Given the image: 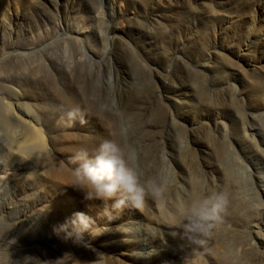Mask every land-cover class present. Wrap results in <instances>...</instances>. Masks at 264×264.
Wrapping results in <instances>:
<instances>
[{
	"label": "rangeland",
	"instance_id": "1",
	"mask_svg": "<svg viewBox=\"0 0 264 264\" xmlns=\"http://www.w3.org/2000/svg\"><path fill=\"white\" fill-rule=\"evenodd\" d=\"M97 10L105 11V15L114 10L119 15L117 21H122L120 28L110 33L113 44L101 40ZM154 25L159 27L156 33L147 34L144 27ZM64 29L86 31L79 37L93 39L100 55L115 48L118 60L114 53L109 61L91 65L80 60L79 50L68 72L47 68L45 59L35 62L40 58V47L64 41L58 36ZM13 49L25 55L22 53V66L18 67L22 71L16 70L11 81L26 93V101L32 103L40 119L51 149L49 163L58 173L63 169L61 178L48 174L44 181L26 183V202L34 196L35 183L42 187L32 201L35 206L49 195L48 191L64 200L62 220L48 227L38 216L31 222L30 238H44V242L52 238L60 247L71 240L67 249L70 264H158L166 260L163 254L169 256V264H264V256L254 248L261 239L247 234L257 228L232 220L231 203L205 246L187 244L186 249L175 251L172 238L160 230L168 231V227L156 222L163 216L177 220L182 207L173 208L172 201L177 194L183 201L190 192L193 201L229 189L236 197L229 196L238 202L240 198L250 199V203L248 199L240 202L250 216L255 212L252 183L258 189L264 187L259 179L264 174L259 168L264 166V158L253 152L251 143L238 139L243 121H250L251 113H264V0H0V67L4 70L12 65L9 55ZM176 61L180 63L179 73L190 72L182 87L174 75L173 81H163ZM111 63L119 69L120 84ZM252 78L257 82L250 86L253 96L249 99L245 83ZM235 89L244 90L238 94L240 99ZM76 105L85 113L84 123L77 120L70 124L65 113ZM171 117L174 122H170ZM219 122L234 127V136L226 141L239 157L234 160L235 188L223 174L210 170L207 145L191 139L194 136L189 131L197 125L203 139L223 141L225 125ZM121 127L128 129L127 136H121ZM105 139L136 147L142 183L157 175L168 178L159 202L149 197L142 210H117L112 207L114 201L86 200L70 186L74 165L69 160L73 154L80 148L92 152ZM256 139L264 149V131H259ZM3 153L4 147L0 148V163H5ZM246 163H250L252 174ZM19 205L21 212L33 207ZM78 213L91 218L87 230L76 224ZM83 238L89 242L86 249L78 243Z\"/></svg>",
	"mask_w": 264,
	"mask_h": 264
},
{
	"label": "bare ground",
	"instance_id": "2",
	"mask_svg": "<svg viewBox=\"0 0 264 264\" xmlns=\"http://www.w3.org/2000/svg\"><path fill=\"white\" fill-rule=\"evenodd\" d=\"M104 12L105 11L102 10L96 11V17L99 21L97 31L102 38L101 40L105 41V44L107 41H110L113 44L114 35L110 36V33L120 28L119 24H122V21H117L119 15H117L114 10L107 13L109 18L104 17L107 16ZM103 22H105V25ZM100 23L103 25L101 24V26ZM158 28V25H154L153 27L146 26L144 27V30L147 34L154 35L157 31L156 29ZM84 33H86L84 30H75L74 32H68L65 29L62 30L58 36H62L64 41L54 44L45 43L46 45L40 47V58H37L35 62L40 63V60L45 59L47 61V68H52V70L54 68H59V70L62 69L65 70V72H68V70H71L73 67L71 63H73L75 58L79 56V50L81 52L80 60H86L90 62L91 65L102 63L103 60L109 61L111 56H114V53L115 58L118 60L119 53L114 52L115 48L111 47L107 50L106 55H100L98 50L95 48L93 39L90 38L89 41L86 37H79L80 35L84 36ZM90 35L91 34H88V36ZM22 53L25 55V52L13 49L9 55L12 58L11 67L8 66L6 70L0 67V148L4 147L3 157L5 158V163L3 161L0 163V264H70L71 257L69 256L67 249L72 246L71 240L64 241L67 244V247L63 242V246L60 247V243L52 238H47L49 240L46 242H44V240H46L44 238L41 240H37L36 238L34 240L33 237L30 238L33 227L31 222L38 216L43 219L44 223L48 227H53L57 220H62L64 200L59 198L56 194L48 191L47 194L49 195L45 199L41 200L36 207L35 204H32V201L39 196L40 192H42V187H38V183L33 184V186L36 187L35 192L33 193L34 196H32L30 202H26L29 201L28 191L25 189L26 183L32 182L33 179L44 181L46 180V175L48 174L51 175V178H53V174L54 179H58V176L61 178L63 177V169H60L58 173V170H55V167L49 163L50 160L48 158L51 149L46 144V139L42 129L43 127L40 125V119L35 115L32 103L30 101H26V98H28L26 93H23L22 90L16 88L13 81H11L12 74L17 73L16 70H19L18 67L22 66H20L21 55H23ZM2 57L3 53L0 54V58ZM99 60L102 61L100 62ZM179 64V61L175 62L172 70H169V77L168 74L167 76L163 75V81H173V77L171 75H174L176 80L179 79L181 87L185 85V82H187L186 77L190 75V72L184 74L181 71L179 73ZM105 65H107V63H105ZM111 65L117 71V73L115 71L116 78L118 84H120L118 73L119 69L114 64L111 63ZM201 65L204 66L205 64ZM20 71L22 70H19V72ZM29 72H33V74L35 73L34 71ZM136 79L137 73H134L132 80L135 81ZM255 79L252 78L251 80H247L245 83V89H247L246 94L249 99L250 96L251 98L253 96L252 93H250V86L254 87L256 85L257 80ZM121 82L124 83L123 80H121ZM126 85L127 83H125V86ZM175 86L178 87L177 85ZM189 86L193 89L195 88L193 83H190ZM234 92L236 97L240 99L241 97H238V94L244 93V90L240 92V90L235 89ZM194 95L197 96L196 93H194L193 96ZM175 101L177 103H186V100L183 102L179 100ZM262 113H251L250 121H243L245 123H243L241 127L242 134L239 135L240 137L238 140L243 143H251L254 148L253 152L260 154L264 158V149L259 145V142L256 139L258 132L264 131V113ZM173 120L174 119L171 117L170 122H174ZM223 124L225 125V123ZM170 125L172 126L173 124L171 123ZM232 128L234 127L226 124L223 129V136L225 140H214L213 142L202 138L203 133H200V128L197 125H192L189 128V131L190 134L194 136L191 137V139L197 141L198 144H202V146L207 145L206 148L209 150L208 157L210 159V170L218 173L219 175L223 174L226 178V182L228 181V184L231 183L230 185L233 183L234 186L237 178L234 169V160H239V157L236 149L233 150L231 145H229L230 143L228 144L226 141V138L227 140H230V138L234 136ZM246 164L248 165H245L246 168L252 174L250 163ZM153 168L155 170L157 168L154 159ZM259 168L264 170L263 165L259 166ZM50 175L48 177H50ZM259 179L264 182L263 173L259 176ZM236 185L237 184H235V186ZM239 186L240 189L242 187L243 190V185ZM229 187L231 186L228 185V188ZM252 187L255 189V199L257 200V203L255 204V212H253V215L251 216L249 210L246 209V206L241 204L248 198H242L243 202H240L242 200L240 198L238 202V200L233 197L235 194L233 195V193H229V189L227 190L229 194L233 195L231 196L234 199H230V203L233 205L231 206L230 211L232 212V217L231 215L230 217L240 225L246 221L249 222L250 225L257 228L249 229L247 234L249 233L250 236H257L261 239V244L257 243L254 248L258 253H260V255L264 256V187L258 189L256 185H253V183ZM79 194L81 193L79 192ZM238 195L239 194H237V196ZM182 197L183 196L180 197L179 195L180 199H178V194L176 195L175 200L172 201L173 208L178 210L182 207V209H180L183 210L192 201L191 192L186 198H184L183 201L181 200ZM247 201L250 203V199ZM19 204L33 205V207L21 212ZM161 218L162 219L157 218L156 222L159 225L168 227V231L164 232L161 228L160 230L172 238L170 241L176 246H173V249L175 251L186 249L185 247L187 244L181 239L180 235H174V233H178L176 228L173 227L174 222H172V220L169 221L164 216ZM251 219L252 221L250 222ZM120 231L124 233L127 232L123 229ZM78 243L83 245L85 249L89 246V242L86 238L79 240ZM144 244H148V242H145ZM161 251H167V249H161ZM58 257H62V259L60 260ZM161 257L164 259L166 258V260L158 264H169L167 263L169 259L167 254H163ZM183 264L190 263L184 262Z\"/></svg>",
	"mask_w": 264,
	"mask_h": 264
},
{
	"label": "clouds",
	"instance_id": "3",
	"mask_svg": "<svg viewBox=\"0 0 264 264\" xmlns=\"http://www.w3.org/2000/svg\"><path fill=\"white\" fill-rule=\"evenodd\" d=\"M65 115L70 124L77 120L84 123L85 113L78 105L69 108ZM127 133L128 129L121 127V136ZM70 162L74 165L70 186L81 192L86 200L114 201L112 207L117 210L124 207L142 210L147 198L159 202L165 195L166 176L157 175L141 182L138 150L131 144L105 139L92 152L78 149ZM229 204L227 191H216L191 201L174 221L173 227L179 230L174 235L179 234L190 246H205L217 223L227 213ZM105 214L110 217L107 209ZM88 222L91 218L77 214L79 227L87 230Z\"/></svg>",
	"mask_w": 264,
	"mask_h": 264
}]
</instances>
